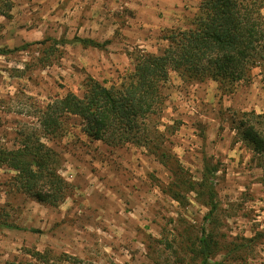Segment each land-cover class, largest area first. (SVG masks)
<instances>
[{
  "label": "rangeland",
  "instance_id": "1",
  "mask_svg": "<svg viewBox=\"0 0 264 264\" xmlns=\"http://www.w3.org/2000/svg\"><path fill=\"white\" fill-rule=\"evenodd\" d=\"M0 14V48L24 50L0 55V138L14 146L25 124H36L39 109L73 92L83 96L87 77L119 83L134 69L140 51L160 55L171 29H186L199 0H9ZM90 39L102 48L52 41ZM50 58V59H48ZM50 60L48 66L44 62ZM164 92L167 109L161 131L166 151L199 182L204 162L218 166V210L206 221V201L180 189L174 200L165 189L172 172L147 149L92 141L80 120L64 118V135L47 145L62 158V176L73 191L58 207L8 191L13 173L0 169V219L34 233L0 226V264H39L29 251L71 256L82 264H192L203 227L217 242L211 264H264V168L228 120L232 111L264 114L259 70L232 93L213 81L183 82L171 73ZM215 247V248H216ZM197 264L200 261L197 260Z\"/></svg>",
  "mask_w": 264,
  "mask_h": 264
},
{
  "label": "trees",
  "instance_id": "2",
  "mask_svg": "<svg viewBox=\"0 0 264 264\" xmlns=\"http://www.w3.org/2000/svg\"><path fill=\"white\" fill-rule=\"evenodd\" d=\"M11 10L9 0H0L2 16ZM163 40L167 46L160 55L140 51L132 56L134 69L121 77L119 83L108 87L87 77L83 96L67 92L51 100L39 109L36 124H25L18 131L13 147L0 138V169L13 173L8 191L50 207H58L70 197L73 186L61 174L62 158L45 140L61 138L64 118L75 117L80 120L83 134L92 141L113 147H141L155 155L174 177L165 191L180 203L185 199L180 189L200 195L209 210L205 220L210 221L218 210L215 180L220 170L205 161L201 180L193 182L185 178L178 160L166 151V133L160 130L167 109L164 89L171 73L188 83L213 81L228 94L239 84L250 82L256 70L264 82V0H199L188 28L171 29ZM69 43H79L84 48L104 47L90 39L74 38L53 40L44 52L48 57L54 56L59 45ZM25 47L0 48V55L7 56ZM44 63L48 66L51 61ZM228 120L235 141L251 151L264 168V114L254 110L232 111ZM0 226L40 233L7 220L0 219ZM216 245L213 233L203 227L193 250L196 262L192 264H197V260L200 264H211ZM28 254L39 264H82L71 256L55 258L49 252L36 251Z\"/></svg>",
  "mask_w": 264,
  "mask_h": 264
}]
</instances>
